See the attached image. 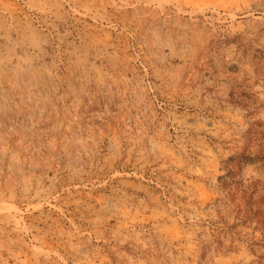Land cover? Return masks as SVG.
Masks as SVG:
<instances>
[{
	"label": "rangeland",
	"instance_id": "374dc122",
	"mask_svg": "<svg viewBox=\"0 0 264 264\" xmlns=\"http://www.w3.org/2000/svg\"><path fill=\"white\" fill-rule=\"evenodd\" d=\"M0 264H264V0H0Z\"/></svg>",
	"mask_w": 264,
	"mask_h": 264
}]
</instances>
